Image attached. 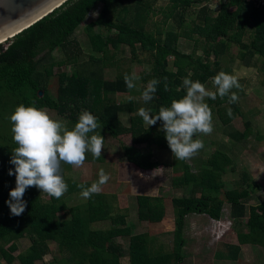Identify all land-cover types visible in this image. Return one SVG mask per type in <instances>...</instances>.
Returning a JSON list of instances; mask_svg holds the SVG:
<instances>
[{
    "label": "trees",
    "instance_id": "trees-1",
    "mask_svg": "<svg viewBox=\"0 0 264 264\" xmlns=\"http://www.w3.org/2000/svg\"><path fill=\"white\" fill-rule=\"evenodd\" d=\"M169 1L171 10L167 14L163 13L165 18L178 16L182 19L177 10L184 12L193 4L201 5L212 0ZM98 7L97 17L83 27L91 50L102 56L96 59L90 57L91 63L105 65L104 59L109 46L118 49V46L126 45L133 55L137 50L148 53L154 61L148 81L153 78L161 81L154 99L147 102L148 108L153 112L150 116L157 114L162 106L170 107L173 99L186 95L182 84L183 78L189 77V73V78L193 81L198 80L204 85L212 82V78L220 72L217 58L225 54L231 44H238L244 51L242 58L245 65L254 64L253 58L257 55L264 63V9L253 8L244 0L222 4L216 17L207 6L201 8L198 14L201 23H194L192 31L198 32L207 40L205 57L180 52L178 33L165 32L163 36H156L148 31L146 24L151 3L146 0H68L47 17L0 44V118L7 120L0 126V255L11 259V251L16 248V242L27 236L31 242L24 252L18 254L19 264H35L40 261L49 253L50 241L57 245L60 252H66L74 264H121L122 248L112 240L123 237L129 238L128 264H177L182 261L181 248L187 216L198 213L219 220L225 203H228L231 205V217L234 220L244 219L247 214L245 201L252 194L250 186L260 189L252 181L233 193L222 192L225 185L221 178L233 161L221 150L216 151L213 158L207 161V166L197 173L190 171L184 163L182 176L174 178L172 183L191 186L192 191L190 196L175 198L173 202L171 251H163L162 247L153 248V242L146 233L132 234L131 224L126 223V215L116 211V196L106 193L94 194L82 204L68 207L63 196L58 200L49 197L50 201L45 202L39 189L30 187L23 197L27 202L25 211L20 216L10 214L6 201L16 182L15 175L8 174L10 168L14 170V165L9 161L12 150L18 145L12 139L8 117L21 104L48 109L66 117L69 129L74 127L82 111H89L102 126L100 134L108 133L114 138L130 135L131 144L122 146L123 157L126 162L145 171L157 168L158 162L152 159V152L144 153L139 146L170 149L165 133L161 130L162 121L144 127L143 118L139 116L133 117V124L130 126L121 123V113L126 110L134 112L132 101L120 104L114 102L113 98L110 99L111 95L131 92L126 87L123 75L108 81L96 74L97 68L88 73L75 71L70 75L62 71L55 72L54 68L60 63L51 60L53 52L64 50L67 53L68 49L66 55L69 59L72 53L69 51L72 35ZM232 9L234 10L231 11ZM249 28L253 29L254 34L251 42L246 43L243 37ZM182 35L191 39L184 33ZM212 55L215 61L211 63ZM171 58L174 71L168 69ZM55 73L58 74V89L57 94L53 95L47 88V81ZM165 77L169 86L167 91L164 89ZM224 99L227 101L228 97ZM210 103H213L212 99ZM214 103L220 120L226 125L232 123L237 108L231 109L232 115L229 116L227 111L231 107H223V102L219 99ZM249 127L246 124V130L232 134L233 138L237 142L245 141L250 136ZM102 160H94L91 154L90 162ZM70 167L71 165L62 164L61 174L68 184V190L80 194L78 185L81 183L64 177V170H69ZM249 179L246 175L245 181ZM136 207L137 218L142 222L158 223L164 216L162 199L159 197L136 196ZM60 214L66 217L60 219ZM108 221L111 226L107 229L91 227L93 223ZM246 226L249 231L238 234L240 243L264 246V200L256 210L251 211ZM5 245L8 247L5 248ZM230 249L232 258L237 259L239 248L231 245Z\"/></svg>",
    "mask_w": 264,
    "mask_h": 264
},
{
    "label": "rangeland",
    "instance_id": "rangeland-1",
    "mask_svg": "<svg viewBox=\"0 0 264 264\" xmlns=\"http://www.w3.org/2000/svg\"><path fill=\"white\" fill-rule=\"evenodd\" d=\"M151 3L146 29L156 36H163L165 32L178 33L177 40L178 50L182 53L195 54V56L205 57L204 50L208 47L207 40L198 32L192 31L194 23L200 24L198 14L202 7H208L216 17L221 11L219 0H212L201 5L193 4L187 10H177L182 15V19L178 16L166 19L164 14L171 10L169 0H146ZM194 1V0H191ZM99 8L94 9L86 20L75 30L71 37L72 44L69 47L71 57L68 59V49L54 51L51 60L60 63L54 68L55 72H65L70 75L75 71L88 73L90 70H96V74L102 80H114L119 75L131 73L135 71L140 80L137 81V87L141 90L146 87L149 74L152 71L154 61L152 57L143 51L137 50L135 55L131 54L130 48L126 45L118 46L113 49L109 46L106 50L105 65L91 63V58H101V54L94 53L91 50L87 35L84 33L83 27L97 17ZM181 9V8H180ZM232 9L231 11H233ZM164 13V14H163ZM166 20V23L164 21ZM182 23V24H181ZM160 33V34H159ZM186 34L191 37L187 38ZM114 34V32H112ZM254 31L249 28L245 33L243 40L246 43L251 42ZM70 51V52H71ZM243 50L238 44H231L226 53L221 55L219 61L220 71L236 75L241 85L240 89L233 88L239 100L233 106L228 100L217 99L210 103V98H205V103L209 105L213 115V132L210 135H199L198 139L204 142V148L198 152L193 158L185 161L175 160L171 149H159L154 146L141 145L139 148L142 152H152L153 160L158 162V166L152 170L133 169V165H127L123 153L122 146H129L131 138L129 134L112 137L108 133H103L104 148L102 149V162H90L91 153L86 154L84 164L79 167L71 166L69 170H64V177L70 178L71 181L91 186L94 181L98 180V171L103 168L110 176L108 182L102 186L101 193L109 195L115 194L116 200L119 196L126 199L127 202L117 201L115 205L119 213H126V223L131 224L132 234L146 233L148 238L152 240L153 248L162 247L163 251H171L173 248V230H174V212L173 202L175 198L182 196H190L192 187L173 184V179L181 177L183 174V165L186 163L190 171L197 173L207 166V161L213 158L216 151H223L233 161L227 167L226 173L222 176L221 182L225 188L222 192L233 193L236 189H242L253 181L256 182L260 189L250 186L252 191L250 199L245 201L247 214L244 219L234 220L231 217V205L225 203L222 211L221 219L213 222V218L205 214H191L186 217V226L183 232V246L181 248L182 261L177 264H264V248L254 244H241L238 239L240 232L247 233L249 231L246 222L252 210H256L258 204L264 200V63L263 59L255 56L254 64L245 65L242 54ZM210 58V57H209ZM173 59H169L168 69L174 71L172 67ZM211 63L215 61L212 55ZM85 73V74H86ZM57 73L50 76L47 81V88L53 95L57 94L58 79ZM205 87L208 90L215 91L211 81ZM113 98V99H112ZM116 103L125 104L128 101L133 102L134 112L127 110L119 115L120 121L124 126L133 124V117H139L138 110L143 107L148 108L141 98V91L131 90L130 93H117L110 96ZM223 102V107L237 108L236 116L232 123L227 125L219 118L216 102ZM53 119H60L66 122V117H61L55 112L45 109ZM5 118H0V126L6 123ZM143 126L147 127L144 123ZM141 122V123H142ZM137 126V123H134ZM246 124L250 127V136L242 142H237L232 134L244 132ZM89 159V160H87ZM249 176V180L245 181V176ZM254 191V192H253ZM43 201L49 202V196L39 190ZM136 196L159 197L162 199L164 216L158 223L142 222L137 218ZM66 205L72 207L82 204L85 198L76 192L67 191L63 195ZM222 197L224 194L222 193ZM128 205V207H126ZM123 208H128L125 212ZM65 215H59L60 219ZM111 226V222H98L92 224V229H107ZM114 243L121 246L123 255L120 259L121 264H128V237L115 238ZM30 238L25 237L16 242V248L11 251V259L4 258L0 255V264H19L17 256L24 252L30 245ZM228 245H235L241 249L239 258L233 259L231 249ZM8 245H5L7 248ZM49 253L35 264H74L66 252H60L53 242H48ZM154 251V250H152ZM235 252V250H234ZM222 255V256H221Z\"/></svg>",
    "mask_w": 264,
    "mask_h": 264
},
{
    "label": "clouds",
    "instance_id": "clouds-1",
    "mask_svg": "<svg viewBox=\"0 0 264 264\" xmlns=\"http://www.w3.org/2000/svg\"><path fill=\"white\" fill-rule=\"evenodd\" d=\"M189 77L183 78L182 87L186 95L173 99L170 107L162 106L157 114L151 116V112L143 107L138 110V115L147 126L162 121L161 130L165 133L168 146L174 159L180 161L193 158L204 148V142L195 137L210 135L214 130L212 110L205 103V98L215 100L217 96L221 99L228 97V103L233 104L238 102L239 96L232 89L241 88L238 77L224 71L212 78L215 91L208 90L200 81H193ZM123 79L130 91H141L136 83L140 76L135 71L125 73ZM160 83L155 78L148 81L141 91L145 103L154 99ZM168 87L165 77V91ZM227 114L232 115L231 108ZM8 119L12 139L18 145L12 150L9 161L14 165V170L10 168L8 172L10 176L15 175L16 182L6 201L13 216H20L25 211L27 202L23 197L30 187H36L57 200L68 191V184L61 174L62 164L79 168L84 164L87 153H91L94 160L101 158L105 142L100 134L102 126L89 111H82L71 129L63 120L53 119L45 109L23 104L17 106ZM109 179L110 176L101 168L98 180L91 186L78 185L80 195L90 199L101 192Z\"/></svg>",
    "mask_w": 264,
    "mask_h": 264
},
{
    "label": "water",
    "instance_id": "water-1",
    "mask_svg": "<svg viewBox=\"0 0 264 264\" xmlns=\"http://www.w3.org/2000/svg\"><path fill=\"white\" fill-rule=\"evenodd\" d=\"M67 1L0 0V44L47 17Z\"/></svg>",
    "mask_w": 264,
    "mask_h": 264
},
{
    "label": "built area",
    "instance_id": "built-area-1",
    "mask_svg": "<svg viewBox=\"0 0 264 264\" xmlns=\"http://www.w3.org/2000/svg\"><path fill=\"white\" fill-rule=\"evenodd\" d=\"M232 0H219L220 4L229 3ZM247 5L252 6L256 9H264V0H244ZM217 219H214L213 222H216ZM220 220V219H219ZM218 220V221H219Z\"/></svg>",
    "mask_w": 264,
    "mask_h": 264
},
{
    "label": "crops",
    "instance_id": "crops-1",
    "mask_svg": "<svg viewBox=\"0 0 264 264\" xmlns=\"http://www.w3.org/2000/svg\"><path fill=\"white\" fill-rule=\"evenodd\" d=\"M126 163H127V165L129 166L130 163H128V162H126ZM131 165H133V164H131ZM132 167H133V169L140 170V168H138V167H136V166H134V165H133ZM141 170H142V169H141ZM142 171H143V170H142ZM102 193H103V192H102ZM112 195L116 196L115 194H112ZM117 199H118L117 201H122V202H124V203L127 202L126 199H121L119 196L117 197ZM117 201H115V202H117ZM115 207H116V205H115ZM126 207H128V205H126ZM136 208H137V207H136ZM116 209H118V208L116 207ZM127 210H128V208H127V209H126V208H123V211L126 212ZM124 214H126V213H124ZM230 246H231V245H228V248H230ZM233 246H235V245H233ZM259 246H260L261 248H264V246H261V245H259ZM240 250H241V249H239L238 256H239V253L241 252ZM235 251H236V250H235ZM221 256H222V255H221ZM238 256H237V258H239Z\"/></svg>",
    "mask_w": 264,
    "mask_h": 264
},
{
    "label": "bare ground",
    "instance_id": "bare-ground-1",
    "mask_svg": "<svg viewBox=\"0 0 264 264\" xmlns=\"http://www.w3.org/2000/svg\"><path fill=\"white\" fill-rule=\"evenodd\" d=\"M2 43H4V42H2Z\"/></svg>",
    "mask_w": 264,
    "mask_h": 264
}]
</instances>
